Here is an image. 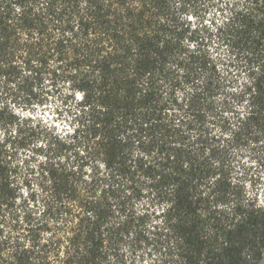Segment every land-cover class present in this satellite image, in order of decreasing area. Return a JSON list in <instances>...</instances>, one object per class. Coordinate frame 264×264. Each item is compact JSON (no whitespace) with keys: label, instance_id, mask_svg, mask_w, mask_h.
I'll return each instance as SVG.
<instances>
[{"label":"trees","instance_id":"obj_1","mask_svg":"<svg viewBox=\"0 0 264 264\" xmlns=\"http://www.w3.org/2000/svg\"><path fill=\"white\" fill-rule=\"evenodd\" d=\"M0 0V264H262L264 0ZM62 112V111H60Z\"/></svg>","mask_w":264,"mask_h":264},{"label":"rangeland","instance_id":"obj_2","mask_svg":"<svg viewBox=\"0 0 264 264\" xmlns=\"http://www.w3.org/2000/svg\"><path fill=\"white\" fill-rule=\"evenodd\" d=\"M214 10L212 0H198L196 4L189 8L186 18L193 29L197 26L199 28L204 25L210 26ZM35 95L36 99L31 102L14 101L12 98L2 95L0 88V112L4 107H7L5 111H14L17 115L30 118L33 122L41 120L55 126L57 129H63L68 125L63 110H61L60 98L57 95L52 93L42 95L40 92H35ZM262 264H264V260Z\"/></svg>","mask_w":264,"mask_h":264}]
</instances>
